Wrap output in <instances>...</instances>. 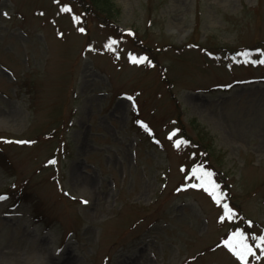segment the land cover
I'll return each mask as SVG.
<instances>
[{"label":"rangeland","instance_id":"374dc122","mask_svg":"<svg viewBox=\"0 0 264 264\" xmlns=\"http://www.w3.org/2000/svg\"><path fill=\"white\" fill-rule=\"evenodd\" d=\"M111 1L0 0V264H264V0Z\"/></svg>","mask_w":264,"mask_h":264},{"label":"snow or ice","instance_id":"6c2138e0","mask_svg":"<svg viewBox=\"0 0 264 264\" xmlns=\"http://www.w3.org/2000/svg\"><path fill=\"white\" fill-rule=\"evenodd\" d=\"M60 0H57V3H59ZM64 12H71V8L68 6H64L62 9ZM7 15V13H5ZM73 19L75 21H80L79 16H74ZM79 31L81 33H84L86 29L84 28H79ZM61 35H63L61 33ZM118 42L114 39L109 40V42L105 45L109 50H114V45H116ZM257 51H261L260 49H257ZM247 55V53H245ZM130 59L132 60L133 63H144L148 62L149 64L151 61L148 60L147 56H134L131 53L129 54ZM251 63H259V64H264V59L260 60H253L250 61ZM128 99L133 101V106L135 107V98L134 97H128ZM139 123L142 124V126L149 131L150 133L152 132V129L149 128L147 124H145L143 121H139ZM176 135L175 132H172L169 134V138L171 139ZM23 143V142H21ZM188 143L185 140H175L174 144L175 147L179 148L181 144ZM54 163V161H53ZM192 175L193 177L197 178L200 183L194 184L193 187H199L203 188L206 192L209 193L210 196L215 200V202L220 205L223 209V214L219 217L220 221L223 222L225 220L233 219L236 215L235 210L227 203H223V197L224 194L222 192H219V185H217L212 179L213 173L203 169L201 166L197 165L192 169ZM5 199L4 196H0V200ZM84 203H87L88 201H83ZM251 223V221H249ZM254 239L257 241V247L258 248H264V235L254 237ZM225 246L232 251V253L238 257V259L244 264H248L247 257L255 255L256 249L253 248L251 244L248 243V237L245 234L243 230H237L234 231L231 236L224 241ZM260 257L257 256V259Z\"/></svg>","mask_w":264,"mask_h":264},{"label":"trees","instance_id":"16d2710c","mask_svg":"<svg viewBox=\"0 0 264 264\" xmlns=\"http://www.w3.org/2000/svg\"><path fill=\"white\" fill-rule=\"evenodd\" d=\"M77 1L81 3L86 13L93 14L95 17L98 16L101 18V16H109L111 10H112L111 14L115 12V8L111 0H77ZM107 19L108 18H104L103 21H106Z\"/></svg>","mask_w":264,"mask_h":264}]
</instances>
